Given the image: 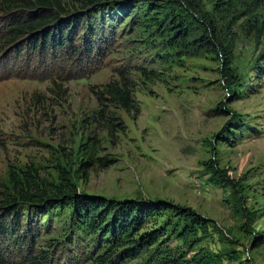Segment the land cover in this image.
<instances>
[{
  "label": "rangeland",
  "instance_id": "1",
  "mask_svg": "<svg viewBox=\"0 0 264 264\" xmlns=\"http://www.w3.org/2000/svg\"><path fill=\"white\" fill-rule=\"evenodd\" d=\"M93 1L62 0L61 43L53 33L34 49L29 36L7 39L30 13L0 0V221L18 205L0 264H26L30 248L45 264H95L87 257L105 246L66 207L18 201L16 182L49 196L67 186L111 207L107 223L123 206L150 211L128 240L163 237L133 264L200 248L264 264V0ZM109 84L132 94L129 112Z\"/></svg>",
  "mask_w": 264,
  "mask_h": 264
},
{
  "label": "trees",
  "instance_id": "2",
  "mask_svg": "<svg viewBox=\"0 0 264 264\" xmlns=\"http://www.w3.org/2000/svg\"><path fill=\"white\" fill-rule=\"evenodd\" d=\"M6 5L4 6L7 11L13 9H26L27 13H30L27 18H13L7 28V39L11 43H16L24 36L32 38V44L34 49H37L40 45H47L50 42L51 36L54 33L55 42L61 43L62 35H56L55 23L60 20V15L64 12L62 9V0H5ZM90 3H96L90 0ZM147 18L146 23L154 22L155 18L148 15L147 12H143ZM211 35L215 33L212 26H210ZM257 45H261V36L257 38ZM264 61V56H263ZM127 89L125 82L122 84ZM121 85V86H122ZM105 95L109 100L120 106L126 112L131 110L132 105V94L128 90H121L119 86L111 85L105 87ZM66 180V178H63ZM15 192L18 197V201L32 207L41 209L49 208H64L70 210L71 226L83 231L87 235L97 236L98 247L103 249L95 248L91 254L87 257L86 261L93 262L95 264H133L134 261L142 257L144 254L149 253L151 247L155 245L160 237H163V233L154 231L149 233L139 240L129 239L131 229L135 225V222H141L143 217H148L150 211L142 212L135 206L121 207V214L123 219L120 222L107 223L109 217L108 213L111 211V207L98 202H88L81 197L74 194L68 195L71 188L63 186L56 190V194L49 196L45 192L39 193L38 189L34 186L27 184L19 185V182L14 184ZM64 188V189H62ZM16 200H10L7 203L6 221H0V237L4 240L10 235V231L3 228V224L9 221L10 225L15 223V212L17 208ZM43 207V208H42ZM2 209H5L2 208ZM11 211V212H10ZM139 213L140 216L134 218L135 213ZM13 219L10 220V216ZM121 217V218H122ZM144 221V220H143ZM3 228V229H2ZM12 234L17 229L12 227ZM190 231H185L182 239H187ZM128 240V244L131 246L126 248L125 241ZM34 242V241H33ZM264 243V236H261L258 240L257 245ZM28 262L26 264H45L47 258H40L34 252L32 248L26 256ZM39 259H43L40 261ZM222 258L212 253L206 248H200L197 253L190 260L184 258H178L172 254L168 249H157L148 260L141 264H222Z\"/></svg>",
  "mask_w": 264,
  "mask_h": 264
}]
</instances>
